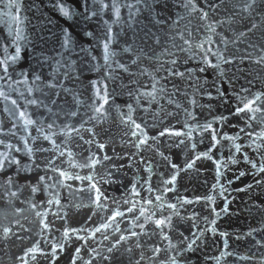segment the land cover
I'll use <instances>...</instances> for the list:
<instances>
[{
    "label": "water",
    "instance_id": "95a60500",
    "mask_svg": "<svg viewBox=\"0 0 264 264\" xmlns=\"http://www.w3.org/2000/svg\"><path fill=\"white\" fill-rule=\"evenodd\" d=\"M186 2L0 0V264H264V0Z\"/></svg>",
    "mask_w": 264,
    "mask_h": 264
},
{
    "label": "snow or ice",
    "instance_id": "6c2138e0",
    "mask_svg": "<svg viewBox=\"0 0 264 264\" xmlns=\"http://www.w3.org/2000/svg\"><path fill=\"white\" fill-rule=\"evenodd\" d=\"M205 2H206V4H207V0H205ZM254 3H255V0H249L248 3H246V4L243 5V7H244L245 9L250 8V7L253 6ZM183 6H184L185 8H190L192 11H198V12H200V13H201L200 18H201L202 20H207V19H208V12L205 11L204 9L197 8L196 5L193 3V0H187V2H186ZM207 6H208L209 8L215 9V8L219 7L220 5H219L218 3H212V4H207ZM59 7H60V10H61L65 15H69V12H68L67 10H65V9L63 8L62 5H59ZM84 7H85L86 10L89 8V5H88V3H87V0H85V5H84ZM128 7L131 8L132 5H128ZM100 8H101V9L111 8V9L115 12V14H116L117 16H118V14H119V6L115 3V0H113V2H111V3L105 2V0H100ZM212 23H217V21H213ZM255 28H256V25H252V29H255ZM207 30L210 31V32L213 31L211 24L207 25ZM250 30H251V29H249V31H250ZM109 31H110V30H109ZM241 35H244V33H241ZM109 42H110V39H109ZM66 43H67V41H66ZM184 43H185V44H188L189 42H188V41H184ZM198 47H201V48H202L203 45H198ZM252 47H255V46L253 45ZM246 58L251 59L250 56H248V57H246ZM107 59H108V44L106 43V44H105V60H107ZM227 62H231V61L229 60V61H227ZM175 63H176V61L173 60V61H172V64L174 65ZM256 63H258V64H260V63H264V55L259 56V57L256 59ZM119 67L124 68L125 70H127V69L125 68L124 65H119ZM4 72H5V74H7V67H6V66L4 67ZM173 74L176 75V76H182V75H183V74L180 73V72H174ZM37 79H39V77H37ZM29 91H30V90H29ZM0 96H4V99H5V100H10V97L5 96L4 93H3L2 91H0ZM30 103H32V104H36L37 101H36V100H32V101H30ZM11 104H12L13 106H15V105H16V100H11ZM254 104H255V100H247L246 102H243V107H237V108H236V112L248 111V112L255 113L256 111H259L260 109H258V108H254V107H253ZM5 111L7 112L8 109L6 108ZM95 111H96V112H100V108H99V107L96 108ZM24 115H25L24 112H22V111L18 112V117H19V118H23ZM72 115H75V113H72ZM253 118H255V117H254V116L249 117V119H253ZM221 119H223V117H221ZM27 123H28V124H32V123H34V121H32V120L29 119V120L27 121ZM132 123H133V125H134V128L137 130V131H133V132H132V136L136 137V136H137V133L139 132L138 142L135 143L133 146H134V147H140L141 145H145V144H147V141H148V139H149V137H147V133L141 131V125H140V124H136L134 121H133ZM52 126H53L52 124H49V125H48L49 128H51ZM13 127H16V125H13ZM66 127H67V126H66ZM208 127L211 128V125H208ZM0 131H3V129H0ZM75 131H78V130L75 129V128L68 127V132H75ZM241 131H243V130H241ZM165 134L181 135V133H179V132H173V131L170 130L169 128H164L163 131H160V132L157 133L158 136H164ZM45 139H49V137H45ZM150 139L155 140L156 137H150ZM212 140H213V142L216 141V135H215V134L212 135ZM0 143H3V141H0ZM99 147H100L101 149H103V148H104V144H102V143L99 144ZM236 148H237V151L240 150V146H236ZM41 150H43V149H41ZM17 151H19V149H17ZM202 155H203V154H202ZM198 158H199V157H195L194 159H198ZM104 159H108V157H104ZM245 159H248V158L246 157ZM11 162H12V161L9 159V157L7 156V154H5L4 157H3V159H0V168H3L7 163H11ZM185 166H186V167H191V166H192V161H188V162L186 163ZM175 167H176V165H173V168H175ZM253 167L255 168L256 165L253 164ZM57 171H59V170H57ZM261 171H264V168H261ZM60 175H61V176H64V175H66V174L63 173V172H61ZM241 175H243V173H241ZM41 179H43V177H41ZM77 179H79V177H77ZM171 180H172V181L175 180V176H174V175L171 177ZM91 187H92V188H95V185H91ZM33 190L35 191V189H33ZM96 191L98 192L99 190L96 189ZM13 195H14V193H13ZM99 199H100V196L98 195V196L96 197V201H94V202H98ZM156 199H157V200H160L161 197H160V196H157ZM197 199H200V197H197ZM206 199L211 200L212 198H211V197H207ZM125 203H127V201H126ZM145 203H151V200H147V201H145ZM169 207L174 208L175 206H174V205H169ZM212 211L215 212V209H212ZM120 215H123V213H120V212H118V211H114V212L112 213V215L109 217V219L114 220V219L116 218V216H120ZM148 219H152V217L149 216ZM168 222H169V221H168L167 218L155 219V220H154V223L156 224V226H157V227H161V228H162L165 224H167ZM106 226H107V225H101V227H106ZM140 227H143V226L140 225ZM98 230H99V229H98ZM3 231H4V235L7 236L8 233L10 232V229L7 228V227H5V228L3 229ZM130 235H133V236H134V235H136V233H130ZM105 239H107V237H105ZM124 239H125V237H124V236H121V237L119 238V240L116 241V243L119 244L120 241H121V240H124ZM113 247H115V245H113ZM76 251L79 252V249H77ZM108 251L111 252V251H112V248H109ZM174 264H175V262H174Z\"/></svg>",
    "mask_w": 264,
    "mask_h": 264
}]
</instances>
